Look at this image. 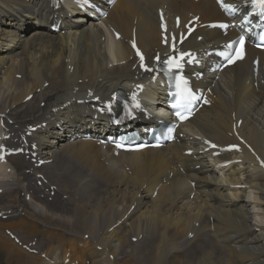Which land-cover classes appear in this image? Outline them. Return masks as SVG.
I'll return each mask as SVG.
<instances>
[{
	"label": "bare ground",
	"instance_id": "bare-ground-1",
	"mask_svg": "<svg viewBox=\"0 0 264 264\" xmlns=\"http://www.w3.org/2000/svg\"><path fill=\"white\" fill-rule=\"evenodd\" d=\"M29 6L24 0H0V110L13 121L14 130L35 126L49 107L61 104L66 96L65 101L86 96L85 92L74 94V87L89 88L101 96L126 83L124 79L132 80L124 77L133 76L130 66L134 59L128 43L133 32L145 60L163 53L160 39L168 43L172 34L169 29L164 32L151 11H141L136 0H124L108 22L119 40L103 43L94 29H82L69 37L31 29L30 38L16 39L14 34L24 33L29 24V16L16 10ZM203 8L207 14L215 13L214 6L203 4ZM22 19L25 27L20 24ZM205 32L196 31L192 37L215 34ZM213 40L195 46L205 48ZM240 72L225 73L213 86L208 95L210 105L192 121L188 136L230 145L235 142L233 115L235 121H242L238 132L264 159V66L256 91L247 86L251 67ZM162 81L156 78L153 88ZM45 83L49 84L46 90ZM32 94V101L23 103ZM37 99L46 101L45 109L38 107ZM55 123V127L62 125V121ZM53 135L45 136L43 150L48 154L59 143L50 140ZM189 149L171 146L168 151L143 152L139 160L110 173L89 158L90 144L60 147L53 163L45 168L48 184L42 190L22 185L27 176L22 162H16L15 180L0 195V210L11 213L6 221H0V264H64L65 260L69 264H264V173L253 165L244 178L248 189L229 197L215 180L192 172L202 182L197 185L201 195L189 203L188 187L172 172L177 166L194 164L182 159L183 150ZM170 157L178 160L175 167L169 165ZM245 159L253 162L248 155ZM27 192L36 203L24 201ZM151 194H157L156 198ZM252 204L260 214L259 222L252 219L257 216L250 213ZM4 230L12 231L22 245L30 244L49 261L16 246ZM133 238L137 243L132 244Z\"/></svg>",
	"mask_w": 264,
	"mask_h": 264
},
{
	"label": "snow or ice",
	"instance_id": "snow-or-ice-1",
	"mask_svg": "<svg viewBox=\"0 0 264 264\" xmlns=\"http://www.w3.org/2000/svg\"><path fill=\"white\" fill-rule=\"evenodd\" d=\"M86 2V0H85ZM219 2V0H218ZM253 8L258 9L261 13V15H264V0H251ZM222 7H225L226 10L232 11V8L230 5H221ZM161 27L163 28L164 25L162 24ZM221 27H225L224 25H221ZM261 39H264V36L261 37ZM240 47L236 48L235 55L230 54L229 52H221L219 53L220 56L224 57L229 63L234 62V60L242 59L244 52H243V44H244V38L240 37L239 39ZM132 47L136 49V44L133 41ZM229 49L232 48V45L227 46ZM174 48V45H173ZM136 55L140 57L141 67L145 68L146 71H152L151 68H147L144 64V56L140 53L139 49H136ZM183 53L180 54L178 58L169 57L165 64L167 65V68L169 71L172 69H180L182 68L181 60L184 58ZM157 60L160 59L159 56L156 57ZM189 63H192V60L188 61ZM176 88L177 91L175 93V101L172 103L171 107L175 110V116L183 121L187 119V116L191 114L192 107L194 102L197 100V97L194 95L191 88L188 87V82L183 79L182 76L176 77ZM133 106L138 108L139 104L135 102V96H133ZM207 103V101H205ZM131 113H129L130 115ZM174 131V127L168 128V131L166 133L168 138H172V133ZM120 145L117 144V147ZM213 147H215L213 145ZM234 147V146H233ZM0 159H3V156H0Z\"/></svg>",
	"mask_w": 264,
	"mask_h": 264
},
{
	"label": "rangeland",
	"instance_id": "rangeland-1",
	"mask_svg": "<svg viewBox=\"0 0 264 264\" xmlns=\"http://www.w3.org/2000/svg\"><path fill=\"white\" fill-rule=\"evenodd\" d=\"M254 197H255L254 195H252V197H249V198H250V201H251L252 203L255 202ZM252 205H253V204H252ZM252 205H251V207H253V209H254V205H253V206H252ZM255 208H256V207H255ZM254 212H257V208H256V211H254ZM256 215H257V214H256ZM255 217H256V219L254 218V220H257V221L259 222V219H260L259 217H260V216H259V217H258V216H255ZM257 217H258L259 219H258ZM109 231H110V230H109Z\"/></svg>",
	"mask_w": 264,
	"mask_h": 264
}]
</instances>
